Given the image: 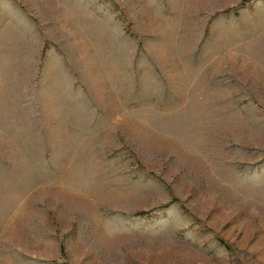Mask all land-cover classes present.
I'll list each match as a JSON object with an SVG mask.
<instances>
[{"label":"rangeland","instance_id":"374dc122","mask_svg":"<svg viewBox=\"0 0 264 264\" xmlns=\"http://www.w3.org/2000/svg\"><path fill=\"white\" fill-rule=\"evenodd\" d=\"M0 264H264V0H0Z\"/></svg>","mask_w":264,"mask_h":264}]
</instances>
